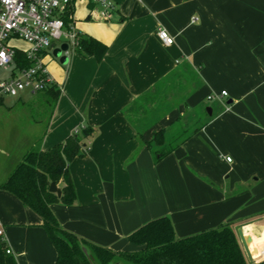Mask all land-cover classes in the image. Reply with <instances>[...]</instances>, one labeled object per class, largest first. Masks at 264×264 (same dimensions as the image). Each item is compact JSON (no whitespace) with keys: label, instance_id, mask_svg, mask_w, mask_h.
<instances>
[{"label":"crops","instance_id":"obj_1","mask_svg":"<svg viewBox=\"0 0 264 264\" xmlns=\"http://www.w3.org/2000/svg\"><path fill=\"white\" fill-rule=\"evenodd\" d=\"M112 2L108 20L86 0L73 3L75 32L107 50L97 61L68 46L63 65L45 56L58 91L56 98L43 92L52 100L48 120H0V142H9L0 145V185L29 149L90 127L83 156L68 166L74 203L50 205L60 227L135 251L129 234L158 217L170 218L178 238L233 223L250 226L244 233L253 231L264 254V0ZM160 28L171 45L158 38ZM223 90L212 100L222 109L154 161L143 141ZM8 99L0 107L10 108ZM158 108L165 112L152 123ZM0 222L16 264H55L40 217L2 189Z\"/></svg>","mask_w":264,"mask_h":264},{"label":"trees","instance_id":"obj_2","mask_svg":"<svg viewBox=\"0 0 264 264\" xmlns=\"http://www.w3.org/2000/svg\"><path fill=\"white\" fill-rule=\"evenodd\" d=\"M72 13V7H67L63 12L66 27L73 24ZM73 47L76 52L93 56L97 61L107 50L105 44L86 34H77ZM16 56L21 58L23 65H30L21 52L17 51ZM45 92L56 98L57 85L50 86ZM207 107L211 109V114L205 111L206 120L222 109V106L216 110L213 106ZM164 112V109L154 110L151 122L154 123V119ZM144 126L147 128L149 125L146 123ZM144 126L137 127V131L140 133ZM192 133L176 139L165 129H159L153 132L149 141L143 143L151 151L154 161H159ZM92 134V128L83 127L46 150L29 149L0 185V189L12 194L40 217L41 226L56 251L55 264H250L233 223L220 224L178 238L170 218L158 217L129 234V242L139 247L135 251H113L60 227L50 205L56 202L64 205L74 203L76 193L68 166L73 159L83 156V150L87 148L86 139ZM51 181L61 183L60 197L48 190ZM6 248V243L0 240V264H16L12 254L6 253ZM252 264H264V259Z\"/></svg>","mask_w":264,"mask_h":264},{"label":"built area","instance_id":"obj_3","mask_svg":"<svg viewBox=\"0 0 264 264\" xmlns=\"http://www.w3.org/2000/svg\"><path fill=\"white\" fill-rule=\"evenodd\" d=\"M76 0H0V102L5 98L20 97L23 93L45 92L55 85V80L44 61L55 42L74 46L77 33L73 24L65 26L63 12ZM100 20H108L114 10L112 0H86ZM165 45L173 38L165 29L157 31ZM30 61L22 64L16 52ZM227 93L223 90L209 94L207 100L221 101ZM230 161V157L225 158ZM0 240L5 242L4 227L0 222ZM6 253L11 254L7 247Z\"/></svg>","mask_w":264,"mask_h":264},{"label":"rangeland","instance_id":"obj_4","mask_svg":"<svg viewBox=\"0 0 264 264\" xmlns=\"http://www.w3.org/2000/svg\"><path fill=\"white\" fill-rule=\"evenodd\" d=\"M60 42L61 40L55 42V46H53V48L48 52L46 59L48 58L51 60L53 58L62 64L59 61V58L54 55V49L59 48ZM45 95L46 94L43 92H38L36 94L23 93L20 97H10L7 102L9 104L10 101H12L10 104L11 107H0V120H48L52 104L47 103H52V100L49 97L47 98ZM207 102L209 103H203L193 111L187 112L185 118L183 119L185 121L180 122L178 125L173 127L169 133L176 139H181L184 135L192 132L196 127H198L197 123H200L201 121L204 122L206 120L207 116L205 108L207 106H213L214 110H216L217 105L215 101L211 100ZM7 143L9 142H0V145H7ZM33 148H37V146H34Z\"/></svg>","mask_w":264,"mask_h":264},{"label":"water","instance_id":"obj_5","mask_svg":"<svg viewBox=\"0 0 264 264\" xmlns=\"http://www.w3.org/2000/svg\"><path fill=\"white\" fill-rule=\"evenodd\" d=\"M67 50V43H63L59 46V48L54 49L55 57H58L59 61L62 64H66L68 61V58L66 56ZM228 102H230V100ZM206 111L209 115L211 114V109L209 107L206 108ZM48 190L52 193H55L57 197H60L61 195V190L54 181L50 182ZM235 231L247 262L252 264L263 260L261 254H258L257 250L255 251V245L252 235H246L243 231V227L241 226L236 227Z\"/></svg>","mask_w":264,"mask_h":264},{"label":"bare ground","instance_id":"obj_6","mask_svg":"<svg viewBox=\"0 0 264 264\" xmlns=\"http://www.w3.org/2000/svg\"><path fill=\"white\" fill-rule=\"evenodd\" d=\"M247 229H250V226H245V227H243V231H244V230H247ZM252 234H253L254 240H255V242H256V246H257L258 249H259V254H261L262 259H264V254L262 253V251H261V249H260V247H259V238H256V237H255L253 231H252Z\"/></svg>","mask_w":264,"mask_h":264}]
</instances>
